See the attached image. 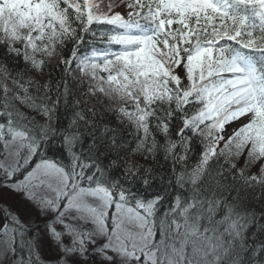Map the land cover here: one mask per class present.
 Instances as JSON below:
<instances>
[{"label":"snow or ice","instance_id":"obj_1","mask_svg":"<svg viewBox=\"0 0 264 264\" xmlns=\"http://www.w3.org/2000/svg\"><path fill=\"white\" fill-rule=\"evenodd\" d=\"M0 264H264V0H0Z\"/></svg>","mask_w":264,"mask_h":264}]
</instances>
